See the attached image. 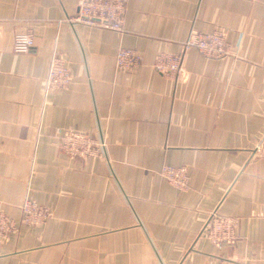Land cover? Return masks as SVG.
<instances>
[{"label": "crops", "instance_id": "1", "mask_svg": "<svg viewBox=\"0 0 264 264\" xmlns=\"http://www.w3.org/2000/svg\"><path fill=\"white\" fill-rule=\"evenodd\" d=\"M80 0H0V210L49 207L0 242V264H264V0H127L124 30L71 19ZM222 29L232 54L186 52L185 73L154 69L191 31ZM31 32L28 53L14 38ZM142 64L116 66L121 47ZM73 80L45 91L53 53ZM99 135L106 157L71 156L56 129ZM187 166L189 187L160 175ZM240 220L238 238L201 236L209 214Z\"/></svg>", "mask_w": 264, "mask_h": 264}, {"label": "built area", "instance_id": "2", "mask_svg": "<svg viewBox=\"0 0 264 264\" xmlns=\"http://www.w3.org/2000/svg\"><path fill=\"white\" fill-rule=\"evenodd\" d=\"M127 11V0H80L77 14L71 19L86 25H96L115 31L124 30V20ZM34 45L31 32L19 33L13 42V51L28 53ZM191 49L199 50L208 58H224L232 54L231 44L224 30L216 29L204 33L191 31L181 43L180 52H161L156 57L154 69L168 78L177 79L184 75L185 54ZM143 62V56L133 48L121 46L116 54V66L122 71H132ZM73 80L71 68L64 54L55 51L51 58L48 74L45 79V91L68 88ZM56 135L61 148L71 156L97 159L106 157L105 141L99 136L76 129L57 128ZM253 151L258 156H264V135L254 145ZM160 175L170 184L180 189L189 187L190 173L187 166L164 165ZM21 217H14L0 210V242L17 235L22 225L38 226L51 217L49 207L26 197L20 205ZM240 220L235 216L221 215L212 211L204 223L201 236L212 243L221 245L237 240V228ZM216 264H245L240 261L226 259Z\"/></svg>", "mask_w": 264, "mask_h": 264}]
</instances>
